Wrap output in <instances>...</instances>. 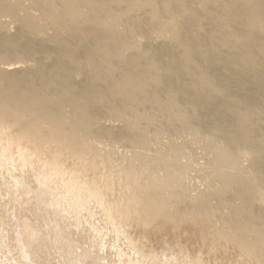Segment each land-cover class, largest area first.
Returning <instances> with one entry per match:
<instances>
[{"label": "bare ground", "instance_id": "bare-ground-1", "mask_svg": "<svg viewBox=\"0 0 264 264\" xmlns=\"http://www.w3.org/2000/svg\"><path fill=\"white\" fill-rule=\"evenodd\" d=\"M58 1L44 0L40 7L53 28L93 21L120 39V48L99 36L94 48L101 60L87 57L86 70L60 58L47 68L40 61L29 68L21 54L43 48L26 53L16 40L23 28L43 41L46 27L25 15L11 37L0 20V117L17 129L46 130L48 141L80 161H109L107 180L117 179L122 195L115 199L97 187L99 208L129 245L136 247L131 221L152 233H164L166 224L171 232L185 226L210 255L231 252L245 264H264V0ZM136 38L147 40L153 52L140 48L126 55ZM116 57L122 65L113 62ZM77 72L92 82L75 87ZM107 120L122 125L133 150L126 165L104 157L100 140L109 139L112 152L118 137L105 135ZM193 148L204 157V192L190 184Z\"/></svg>", "mask_w": 264, "mask_h": 264}, {"label": "rangeland", "instance_id": "rangeland-1", "mask_svg": "<svg viewBox=\"0 0 264 264\" xmlns=\"http://www.w3.org/2000/svg\"><path fill=\"white\" fill-rule=\"evenodd\" d=\"M43 1L38 0L40 5L37 6L33 4L34 0H0V20L8 24L11 37L19 33L22 28L19 18L25 15L34 20L35 26L46 27L43 41L27 35L23 28L16 40L15 46L25 44L26 53L38 45L43 48L26 56L21 54L20 59L28 60L29 68H33L36 61H40L42 68H47L60 58L76 71L86 70L87 57L96 62L101 60L94 48L99 45V36L104 38L102 43L117 42L114 47L120 48L121 40L108 36L106 28L93 21L77 26L63 23L53 28L50 13L40 8L45 6ZM159 36L161 40L167 39V34ZM134 42L136 47L128 50L126 55L135 56L140 48H146L147 53L153 52L152 45L144 38H136ZM113 62L122 65L119 57ZM27 69L24 67L22 72ZM28 81L35 83L33 77ZM85 82H92L88 74L77 72L72 75L71 83L75 87ZM97 87L106 93L103 84L99 83ZM108 107L109 104H103L104 113ZM163 122V118H159L157 125L162 127ZM103 128L105 135L108 132L118 135L113 140L112 152L107 148L110 140H100L105 149L104 157L126 165L133 157V150L123 138L122 125L107 120ZM46 138V130L39 135L32 127L17 129L10 119L0 117V264H245V259L235 253L208 254L195 238L196 234L185 226L171 232V227L166 224L164 229L161 228L164 233H152L131 221L129 231L136 247L129 245L123 236L115 233V227L99 208L102 196L97 193V187L115 199L122 195L117 179L107 180L110 162L104 163L102 156L94 162L90 157L80 161ZM181 142L177 140V143ZM151 149L156 147L152 145ZM191 151L195 158L190 184L204 192L208 185L207 175L199 170L204 168V157L199 148ZM172 239L178 240L173 242ZM185 246L187 249H183Z\"/></svg>", "mask_w": 264, "mask_h": 264}]
</instances>
